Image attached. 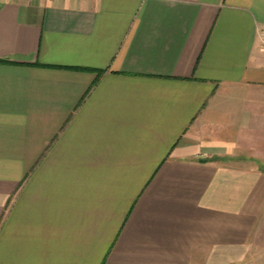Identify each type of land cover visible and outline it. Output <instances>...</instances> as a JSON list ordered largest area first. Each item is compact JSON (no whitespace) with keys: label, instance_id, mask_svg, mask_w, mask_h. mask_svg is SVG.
Here are the masks:
<instances>
[{"label":"crops","instance_id":"0c3cea01","mask_svg":"<svg viewBox=\"0 0 264 264\" xmlns=\"http://www.w3.org/2000/svg\"><path fill=\"white\" fill-rule=\"evenodd\" d=\"M264 0H0V264H264Z\"/></svg>","mask_w":264,"mask_h":264},{"label":"built area","instance_id":"2783aa9c","mask_svg":"<svg viewBox=\"0 0 264 264\" xmlns=\"http://www.w3.org/2000/svg\"><path fill=\"white\" fill-rule=\"evenodd\" d=\"M261 40V46L264 48V30H262L259 34Z\"/></svg>","mask_w":264,"mask_h":264}]
</instances>
